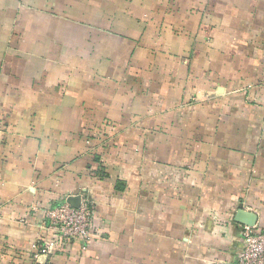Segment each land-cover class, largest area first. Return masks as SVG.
Returning a JSON list of instances; mask_svg holds the SVG:
<instances>
[{
    "label": "crops",
    "instance_id": "obj_1",
    "mask_svg": "<svg viewBox=\"0 0 264 264\" xmlns=\"http://www.w3.org/2000/svg\"><path fill=\"white\" fill-rule=\"evenodd\" d=\"M78 196L86 249L46 229ZM241 208L264 228V0H0V264H235Z\"/></svg>",
    "mask_w": 264,
    "mask_h": 264
},
{
    "label": "built area",
    "instance_id": "obj_2",
    "mask_svg": "<svg viewBox=\"0 0 264 264\" xmlns=\"http://www.w3.org/2000/svg\"><path fill=\"white\" fill-rule=\"evenodd\" d=\"M95 204L87 197L81 198L79 206L68 202L52 205L45 210L46 229L56 240L79 241L86 249L92 241V218ZM40 253L49 256L55 250L54 239L40 241ZM211 264H229L214 261ZM236 264H264V228L258 224L244 225L242 248Z\"/></svg>",
    "mask_w": 264,
    "mask_h": 264
},
{
    "label": "water",
    "instance_id": "obj_3",
    "mask_svg": "<svg viewBox=\"0 0 264 264\" xmlns=\"http://www.w3.org/2000/svg\"><path fill=\"white\" fill-rule=\"evenodd\" d=\"M80 201H81V197L78 196L77 198L76 197L70 198L67 202L70 203L72 206L77 207L79 206ZM236 220L242 223L243 225L253 226L257 224L258 215L254 211H248V210H245L244 208H241L237 212Z\"/></svg>",
    "mask_w": 264,
    "mask_h": 264
}]
</instances>
